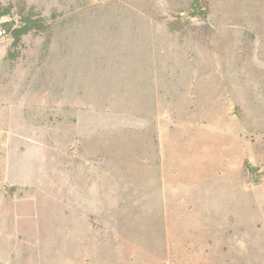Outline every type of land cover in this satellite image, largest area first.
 Listing matches in <instances>:
<instances>
[{
  "label": "rangeland",
  "instance_id": "374dc122",
  "mask_svg": "<svg viewBox=\"0 0 264 264\" xmlns=\"http://www.w3.org/2000/svg\"><path fill=\"white\" fill-rule=\"evenodd\" d=\"M0 5V264H264V0Z\"/></svg>",
  "mask_w": 264,
  "mask_h": 264
},
{
  "label": "trees",
  "instance_id": "16d2710c",
  "mask_svg": "<svg viewBox=\"0 0 264 264\" xmlns=\"http://www.w3.org/2000/svg\"><path fill=\"white\" fill-rule=\"evenodd\" d=\"M197 14H193V17ZM4 16H15L11 5H0V19ZM4 31L12 38V57H16L21 45L23 36L29 33L44 31L45 22L43 17H36L32 12H22L14 20L5 21L1 24Z\"/></svg>",
  "mask_w": 264,
  "mask_h": 264
}]
</instances>
